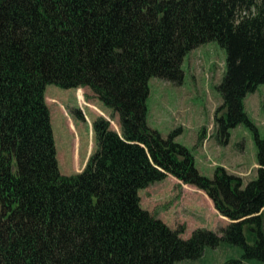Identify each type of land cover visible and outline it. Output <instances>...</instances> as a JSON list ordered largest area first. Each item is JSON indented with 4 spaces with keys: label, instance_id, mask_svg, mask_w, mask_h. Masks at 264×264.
I'll return each instance as SVG.
<instances>
[{
    "label": "trees",
    "instance_id": "trees-1",
    "mask_svg": "<svg viewBox=\"0 0 264 264\" xmlns=\"http://www.w3.org/2000/svg\"><path fill=\"white\" fill-rule=\"evenodd\" d=\"M210 41L226 51L219 132L255 131L261 166L245 186L221 166L202 174L180 129L148 124L149 80L182 84L184 58ZM49 84L89 87L119 118L120 132L94 121L97 149L72 175L59 168ZM260 84L264 0H0V264H175L222 241L243 252L220 264L264 260V138L245 110ZM168 175L231 219L222 235L184 239L142 206L140 189Z\"/></svg>",
    "mask_w": 264,
    "mask_h": 264
},
{
    "label": "rangeland",
    "instance_id": "rangeland-1",
    "mask_svg": "<svg viewBox=\"0 0 264 264\" xmlns=\"http://www.w3.org/2000/svg\"><path fill=\"white\" fill-rule=\"evenodd\" d=\"M183 70L182 84L158 77L149 80L148 124L164 136L180 129L176 141L191 150L202 174L213 177L221 166L240 176L245 186L257 177L261 165L255 131L251 127L240 123L229 130L228 136L219 132L217 116L225 112L221 109L223 98L218 88L226 71L225 49L216 41L206 42L186 55ZM75 93L73 88L56 84H49L46 89L59 168L66 175L84 169L89 156L97 149L93 123L99 116L111 119L112 128L121 131L119 118H111V109L93 91L89 89L84 96L81 92L82 102ZM88 106L92 107L94 114ZM78 108L83 119L76 114ZM245 110L263 139L264 84L248 93ZM93 115L97 118L93 119ZM139 193L142 206L171 228H182L181 237L184 239L191 237L198 228L222 235L223 228L231 220L216 209L205 191L173 175L153 182ZM245 234L249 242L257 239V232L249 225L245 226ZM242 252L240 246L222 241L216 247H208L202 258L185 259L175 264H220L231 257L241 256ZM251 261H244V264H264V260L258 258Z\"/></svg>",
    "mask_w": 264,
    "mask_h": 264
},
{
    "label": "crops",
    "instance_id": "crops-1",
    "mask_svg": "<svg viewBox=\"0 0 264 264\" xmlns=\"http://www.w3.org/2000/svg\"><path fill=\"white\" fill-rule=\"evenodd\" d=\"M73 89H75V91H76V93L75 94H77V97L79 98V100H80V93L82 92L83 93V96H84V93L86 92V93H88V91H89V87H82V88H73ZM81 89V90H80ZM91 90V89H90ZM92 91V90H91ZM53 100H56L55 98L53 99ZM98 100V99H97ZM92 103H90L89 105H91ZM88 107H90L91 109H92V107L91 106H88ZM70 108H75V106H72V105H70ZM92 111H93V114H94V110L92 109ZM97 118V116H94L93 115V119H96ZM88 119L91 121V119H90V117H88Z\"/></svg>",
    "mask_w": 264,
    "mask_h": 264
}]
</instances>
